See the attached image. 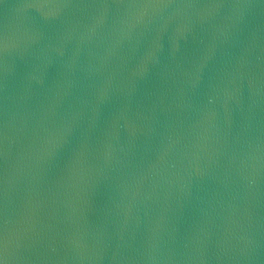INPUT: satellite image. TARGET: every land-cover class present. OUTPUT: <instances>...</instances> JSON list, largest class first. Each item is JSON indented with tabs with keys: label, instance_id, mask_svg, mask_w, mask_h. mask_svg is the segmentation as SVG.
Returning <instances> with one entry per match:
<instances>
[{
	"label": "water",
	"instance_id": "water-1",
	"mask_svg": "<svg viewBox=\"0 0 264 264\" xmlns=\"http://www.w3.org/2000/svg\"><path fill=\"white\" fill-rule=\"evenodd\" d=\"M0 264H264V0H0Z\"/></svg>",
	"mask_w": 264,
	"mask_h": 264
},
{
	"label": "snow or ice",
	"instance_id": "snow-or-ice-1",
	"mask_svg": "<svg viewBox=\"0 0 264 264\" xmlns=\"http://www.w3.org/2000/svg\"><path fill=\"white\" fill-rule=\"evenodd\" d=\"M5 242V237L3 236V234H0V243H4Z\"/></svg>",
	"mask_w": 264,
	"mask_h": 264
}]
</instances>
